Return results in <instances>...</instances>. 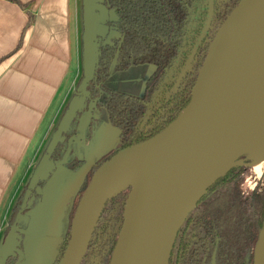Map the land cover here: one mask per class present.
<instances>
[{"label": "water", "instance_id": "obj_1", "mask_svg": "<svg viewBox=\"0 0 264 264\" xmlns=\"http://www.w3.org/2000/svg\"><path fill=\"white\" fill-rule=\"evenodd\" d=\"M207 3L209 14L199 45L194 48L171 94L187 77L199 46L211 29L215 0ZM119 22L116 10L108 9L105 0H83V79L33 172L15 222L0 245V264H7L13 257L19 258L17 264H56L63 235L64 205L59 197V167L53 156L58 146L66 143L67 136L76 132L78 118L85 112L89 99V86L96 79L101 47L114 46L113 41L122 38L116 27ZM263 25L264 0H242L215 36L187 107L160 133L118 152L97 170L78 205L70 241L59 264H82L104 208L128 190L124 220L110 264H140L144 249L137 245L135 232L141 233L156 217L159 202L172 189L176 169L196 152L211 126L247 99L249 87L253 92L261 87L257 80L262 72L261 61L249 62L241 70L235 61L250 36ZM173 75L157 93L145 122ZM95 160L82 169L83 179ZM219 178L205 185L192 200L175 233L169 257L188 214L206 188ZM110 179H113L112 186L108 185ZM263 235L264 226L255 251V264Z\"/></svg>", "mask_w": 264, "mask_h": 264}, {"label": "trees", "instance_id": "obj_2", "mask_svg": "<svg viewBox=\"0 0 264 264\" xmlns=\"http://www.w3.org/2000/svg\"><path fill=\"white\" fill-rule=\"evenodd\" d=\"M8 1L27 8L18 0ZM241 2L220 0L211 29L199 46L190 72L171 94L194 48L199 45L208 18L207 1L105 0L106 6L116 10L120 18L117 27L122 40L114 41V46L101 48L100 65L95 81L89 86L86 108L92 102L94 108L106 110L109 123L118 131L119 146L94 161L64 205L63 235L57 263L64 256L74 215L97 170L118 152L160 133L187 107L215 36ZM142 65L155 67L146 81L142 97L108 90L103 86L102 83L110 77L111 68L115 72H124ZM172 73L173 78L145 122L149 107ZM82 79L83 75L78 86ZM103 91L109 98L100 99ZM73 135H68L66 143L59 145L55 151L53 159L57 163L62 161L63 149ZM253 174L256 171L250 163L237 165L206 188L179 229L168 264H255V251L264 226V181L249 189L247 180L252 179ZM129 193L130 190L118 195L104 208L82 264H110ZM23 196L13 210L5 237L15 222Z\"/></svg>", "mask_w": 264, "mask_h": 264}, {"label": "crops", "instance_id": "obj_3", "mask_svg": "<svg viewBox=\"0 0 264 264\" xmlns=\"http://www.w3.org/2000/svg\"><path fill=\"white\" fill-rule=\"evenodd\" d=\"M18 1L0 0V245L83 75V4L80 22L78 0Z\"/></svg>", "mask_w": 264, "mask_h": 264}, {"label": "bare ground", "instance_id": "obj_4", "mask_svg": "<svg viewBox=\"0 0 264 264\" xmlns=\"http://www.w3.org/2000/svg\"><path fill=\"white\" fill-rule=\"evenodd\" d=\"M252 61H261L262 72L257 77L261 87L256 92L249 87L247 99L211 126L196 152L176 169L172 189L159 202L156 217L141 233L135 232L137 245L144 249L140 264H168L175 233L192 200L233 167L237 158L248 156L255 167L264 164V25L239 51L235 66L241 70ZM112 183L110 179L108 185ZM256 257L257 264H264V235Z\"/></svg>", "mask_w": 264, "mask_h": 264}, {"label": "rangeland", "instance_id": "obj_5", "mask_svg": "<svg viewBox=\"0 0 264 264\" xmlns=\"http://www.w3.org/2000/svg\"><path fill=\"white\" fill-rule=\"evenodd\" d=\"M82 4L83 0H78V11L73 13V18L78 15L80 22ZM154 71L155 68L152 65L135 66L124 72H115L111 68L110 77L102 84L108 90L142 97L145 83ZM105 98L109 96L103 91L100 93V99ZM94 107L95 104L91 102L86 111L80 114L75 128L76 132L63 149L65 151L63 159L58 163L59 197L63 205L75 193L83 179L85 171L82 169L85 165L88 162L91 163L92 160L103 158L119 146L118 131L109 123L106 110ZM236 163L240 166L251 164L248 156L241 157L239 161L237 158L234 164ZM250 166L256 174H253L252 179L247 180V186L249 189H254L257 184L264 181V164L258 167Z\"/></svg>", "mask_w": 264, "mask_h": 264}, {"label": "flooded vegetation", "instance_id": "obj_6", "mask_svg": "<svg viewBox=\"0 0 264 264\" xmlns=\"http://www.w3.org/2000/svg\"><path fill=\"white\" fill-rule=\"evenodd\" d=\"M207 1V0H206ZM208 4V3H207ZM219 4H220V0H215V5H214V8H215V10H214V13H216V10L218 9V7H219ZM106 5V4H105ZM108 8V7H107ZM109 9V8H108ZM111 10V9H110ZM207 10H208V14H209V4H208V7H207ZM116 27H117V25H116ZM118 28V27H117ZM119 29V28H118ZM119 32H120V30H119ZM122 35V34H121ZM121 40H122V38H121ZM121 40H119V41H121ZM114 41H116V40H114ZM114 41H113V43H114ZM103 47H105V46H103ZM102 48V47H101ZM21 249H22V247H21ZM59 255H60V253H59ZM18 257L17 258H11V259H9V261H8V263L7 264H17V262H18ZM60 258H59V256H58V259H57V261H56V264H59V263H57L58 262V260H59Z\"/></svg>", "mask_w": 264, "mask_h": 264}]
</instances>
